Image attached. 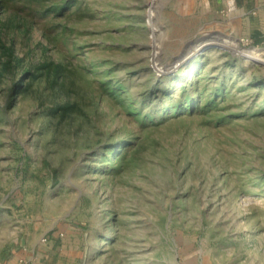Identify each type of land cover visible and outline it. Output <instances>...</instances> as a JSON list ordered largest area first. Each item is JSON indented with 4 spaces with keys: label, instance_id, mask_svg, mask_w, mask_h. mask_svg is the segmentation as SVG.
Segmentation results:
<instances>
[{
    "label": "rangeland",
    "instance_id": "374dc122",
    "mask_svg": "<svg viewBox=\"0 0 264 264\" xmlns=\"http://www.w3.org/2000/svg\"><path fill=\"white\" fill-rule=\"evenodd\" d=\"M1 1L0 264H264V42L233 0Z\"/></svg>",
    "mask_w": 264,
    "mask_h": 264
},
{
    "label": "crops",
    "instance_id": "0c3cea01",
    "mask_svg": "<svg viewBox=\"0 0 264 264\" xmlns=\"http://www.w3.org/2000/svg\"><path fill=\"white\" fill-rule=\"evenodd\" d=\"M225 0H221L224 5ZM228 5V0H226ZM234 8H228L234 11L227 16V21L235 20L238 29L242 31L240 35L252 37L255 42H264V0H233ZM231 3V4H232ZM229 6V5H228ZM45 242V241H42ZM42 246V245H41ZM56 246V245H55ZM46 248L25 249L23 255L18 257L19 264H49L47 257L53 250L45 251Z\"/></svg>",
    "mask_w": 264,
    "mask_h": 264
},
{
    "label": "trees",
    "instance_id": "16d2710c",
    "mask_svg": "<svg viewBox=\"0 0 264 264\" xmlns=\"http://www.w3.org/2000/svg\"><path fill=\"white\" fill-rule=\"evenodd\" d=\"M4 0H2L1 2H3ZM5 56L4 59H1L2 56ZM17 65V58L14 55V52L11 48V46H7L4 43L3 37L0 35V73H2L3 71H13L16 68ZM41 69H44L45 72L47 73H54L56 76H60L63 74L64 69L62 67V65L60 64H53V63H46L44 65H42L40 67ZM29 74V71L27 72ZM20 89L19 87H17L16 93H19ZM68 106H60L57 107L55 109H53V111L55 113H59V114H65V111L68 110Z\"/></svg>",
    "mask_w": 264,
    "mask_h": 264
},
{
    "label": "water",
    "instance_id": "95a60500",
    "mask_svg": "<svg viewBox=\"0 0 264 264\" xmlns=\"http://www.w3.org/2000/svg\"><path fill=\"white\" fill-rule=\"evenodd\" d=\"M204 45H201L200 47L197 48V50H201L203 48ZM220 46L221 48L223 47L222 45H218ZM224 48V47H223ZM195 54V53H194Z\"/></svg>",
    "mask_w": 264,
    "mask_h": 264
},
{
    "label": "built area",
    "instance_id": "2783aa9c",
    "mask_svg": "<svg viewBox=\"0 0 264 264\" xmlns=\"http://www.w3.org/2000/svg\"><path fill=\"white\" fill-rule=\"evenodd\" d=\"M247 40H248V39H246V43H247ZM42 241H46V238L44 237V238L42 239Z\"/></svg>",
    "mask_w": 264,
    "mask_h": 264
}]
</instances>
